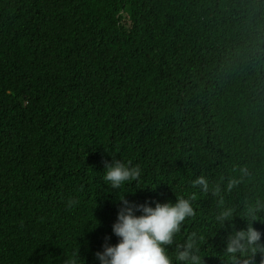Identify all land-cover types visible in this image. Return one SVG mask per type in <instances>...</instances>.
Instances as JSON below:
<instances>
[{
    "label": "trees",
    "instance_id": "16d2710c",
    "mask_svg": "<svg viewBox=\"0 0 264 264\" xmlns=\"http://www.w3.org/2000/svg\"><path fill=\"white\" fill-rule=\"evenodd\" d=\"M113 158L140 176L110 189ZM123 192L190 195L174 243L228 264L264 202V0H0V264H99Z\"/></svg>",
    "mask_w": 264,
    "mask_h": 264
},
{
    "label": "clouds",
    "instance_id": "9594fccd",
    "mask_svg": "<svg viewBox=\"0 0 264 264\" xmlns=\"http://www.w3.org/2000/svg\"><path fill=\"white\" fill-rule=\"evenodd\" d=\"M140 174L139 166L113 158L111 162L105 163L101 179L110 189L118 190L125 182L135 181ZM191 183L199 185L202 190L208 189L204 176L195 177ZM124 193L116 197L120 207L111 225V231L118 240L115 244H103L102 250L94 253L99 264H204L198 246L199 238L195 234L186 236L180 243H174V237L180 232L183 222L194 215L190 195L176 196L174 202L156 201L149 204L130 202ZM72 203L68 201V207ZM261 211H264V202L257 200L247 208L246 227L233 228L227 234L223 252L228 264H257L254 258L256 253L261 254L257 256L259 264H264L262 234L252 224L255 220H264V217L258 216ZM231 216V209H225L219 212L216 221L221 227L225 221H229L231 226ZM173 244L169 251L167 246ZM170 252H174V255ZM73 256L74 260L70 264H76L81 258L78 248Z\"/></svg>",
    "mask_w": 264,
    "mask_h": 264
}]
</instances>
